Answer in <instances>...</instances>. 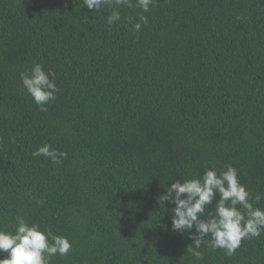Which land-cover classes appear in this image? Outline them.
Masks as SVG:
<instances>
[{
	"label": "trees",
	"instance_id": "obj_1",
	"mask_svg": "<svg viewBox=\"0 0 264 264\" xmlns=\"http://www.w3.org/2000/svg\"><path fill=\"white\" fill-rule=\"evenodd\" d=\"M114 7L0 0V230L20 215L67 237L52 264H264V231L197 256L158 200L232 165L264 210V0H155L110 26ZM36 63L56 74L46 112L21 82Z\"/></svg>",
	"mask_w": 264,
	"mask_h": 264
},
{
	"label": "clouds",
	"instance_id": "obj_2",
	"mask_svg": "<svg viewBox=\"0 0 264 264\" xmlns=\"http://www.w3.org/2000/svg\"><path fill=\"white\" fill-rule=\"evenodd\" d=\"M155 0H84L89 10L100 11L103 6L115 7L107 17L108 25L121 20L119 8H139L148 12ZM94 13V14H95ZM129 23H132L129 18ZM148 23L147 17L139 16V22L132 25V31H140ZM21 82L27 93L33 98L40 111L46 112V105L56 99L59 91L55 83V73L45 72L42 64L36 63L29 72H23ZM33 157L44 156L54 164L61 162L64 154L44 144L32 153ZM219 199L216 200V197ZM250 193L240 183L237 170L227 165L225 170L217 172L206 169L200 178L178 180L165 188L158 200L174 205L171 209V230L179 234H188L193 242L191 247L195 255L205 237L212 249H223L228 256L235 254L242 240L259 237L264 231V210L253 207L249 201ZM216 201L214 212H208L202 219L206 208ZM43 201H37L41 204ZM14 232L0 230V264H52L54 256H66L72 249V243L65 236L53 235L51 231L41 230L38 224H29L23 216L15 217Z\"/></svg>",
	"mask_w": 264,
	"mask_h": 264
}]
</instances>
